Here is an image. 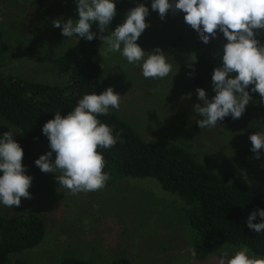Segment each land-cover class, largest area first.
I'll return each instance as SVG.
<instances>
[{
  "label": "rangeland",
  "instance_id": "374dc122",
  "mask_svg": "<svg viewBox=\"0 0 264 264\" xmlns=\"http://www.w3.org/2000/svg\"><path fill=\"white\" fill-rule=\"evenodd\" d=\"M151 3H139L149 8V26L137 43L146 52L160 48L172 64V72L163 79H146L140 66L129 64L120 53L105 57L99 39L102 91L112 87L121 96L120 109L115 112L143 139L183 145L213 173L232 170L242 174L264 198V149L256 159L240 118L225 117L211 129L198 127L196 121L201 117L195 114L194 105L203 102L191 82L189 25L183 12L170 10L161 20ZM76 9L75 0H0V72L65 83L77 40L63 36L62 28H55L52 21L75 19ZM126 14L111 22L109 31H114ZM179 31L183 39L173 46ZM201 88L209 99L215 95L212 79ZM12 129L13 133L17 130ZM49 151L50 147L37 146L34 160L25 167L26 174L33 177L28 190L32 198H21L19 207L1 204L4 216L34 212L45 223L41 241L10 252L6 264L16 258L27 264H60L65 256L97 263L126 256L132 264H217L221 250L234 253L242 246L218 243L206 257L196 259L187 204L177 194L163 189L153 177L119 174L111 175L98 191L72 195L58 185L55 174L44 173L35 165V160ZM52 158L54 161L55 153Z\"/></svg>",
  "mask_w": 264,
  "mask_h": 264
},
{
  "label": "clouds",
  "instance_id": "9594fccd",
  "mask_svg": "<svg viewBox=\"0 0 264 264\" xmlns=\"http://www.w3.org/2000/svg\"><path fill=\"white\" fill-rule=\"evenodd\" d=\"M75 2L78 13L75 19L52 21L55 28H62L63 36L75 35L92 41L97 38V33L91 30L95 24L105 57L120 53L129 64L139 65L146 79H163L172 72V64L160 48L146 52L137 43L149 26L147 6L138 4L131 8L124 21L109 31L117 14L115 0ZM151 9L158 12L161 20L170 10L183 12L184 22L198 33L204 44L217 38L218 32L226 40L222 45L221 64L211 77L215 95L209 99L203 88L196 89L198 99L203 102L194 105L195 114L201 117L196 121L200 129L214 128L228 116L233 120L241 118L252 100L249 88L259 94L264 104V44L257 38L264 30V0H152ZM190 60L195 62L196 57L191 56ZM120 103L121 96L108 87L100 94H84L66 116L56 111L54 119L42 127L51 151L36 159L35 165L44 173L55 174L58 185L72 195L105 187L110 176L104 171L105 158L99 150L111 149L124 140L123 130L114 135V126L101 122L98 117L110 115L113 109L118 111ZM249 140L251 151L259 159L260 150L264 149V132L252 133ZM23 156L13 132L5 131L0 136V204L9 208L19 207L21 198H32L28 190L33 177L26 174ZM257 215L261 222L253 223ZM246 223L254 232L264 233V209L253 211ZM217 264H264V257L242 245L234 253L221 250Z\"/></svg>",
  "mask_w": 264,
  "mask_h": 264
},
{
  "label": "trees",
  "instance_id": "16d2710c",
  "mask_svg": "<svg viewBox=\"0 0 264 264\" xmlns=\"http://www.w3.org/2000/svg\"><path fill=\"white\" fill-rule=\"evenodd\" d=\"M141 0H117V14L113 21L136 7ZM78 15V14H77ZM112 21V22H113ZM97 38L88 41L75 36L77 51L72 58L65 83H47L29 80L0 72V136L5 131L13 133L23 149L25 167L34 160L33 151L39 145L50 147L42 127L55 112L62 116L74 109L84 94H100L102 54L98 47V27L91 29ZM192 39L193 56L191 82L197 88L211 80L213 70L221 64L222 45L226 43L222 33L204 44L198 33L188 26ZM1 36V28H0ZM173 46L183 39V32L174 36ZM257 38L264 44V30ZM252 100L242 114L241 125L249 137L264 132V104L258 93L248 89ZM98 119L113 127V134L123 130V143L117 142L111 149H100L105 158L104 171L111 175L149 176L161 187L179 196L186 204V215L193 232V255L206 257L212 246L218 243L246 245L252 253L264 257V233H256L247 226V218L253 212L264 209V198L240 173L225 170L213 173L193 152L173 142L143 139L139 133L115 110ZM261 222L257 215L253 223ZM45 232L43 218L34 212L4 216L0 204V264H6L8 254L39 243ZM12 264H27L16 258ZM60 264H132L126 256H118L107 263L65 256Z\"/></svg>",
  "mask_w": 264,
  "mask_h": 264
}]
</instances>
